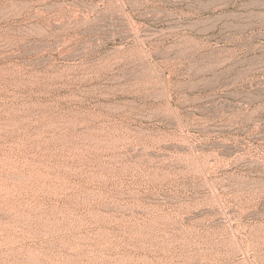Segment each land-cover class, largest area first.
Wrapping results in <instances>:
<instances>
[{
  "label": "rangeland",
  "instance_id": "374dc122",
  "mask_svg": "<svg viewBox=\"0 0 264 264\" xmlns=\"http://www.w3.org/2000/svg\"><path fill=\"white\" fill-rule=\"evenodd\" d=\"M219 1L0 0V264H264V0Z\"/></svg>",
  "mask_w": 264,
  "mask_h": 264
},
{
  "label": "bare ground",
  "instance_id": "6f19581e",
  "mask_svg": "<svg viewBox=\"0 0 264 264\" xmlns=\"http://www.w3.org/2000/svg\"><path fill=\"white\" fill-rule=\"evenodd\" d=\"M229 5V2L227 0H223V1H219L216 2L215 6H213L214 8H220L221 10H225V8H227V6ZM223 13H230L228 11H224Z\"/></svg>",
  "mask_w": 264,
  "mask_h": 264
}]
</instances>
